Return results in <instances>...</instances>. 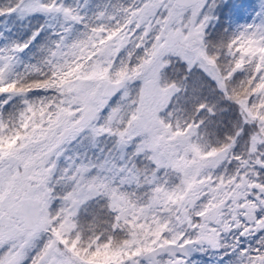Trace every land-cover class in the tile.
I'll return each instance as SVG.
<instances>
[{"label":"snow or ice","instance_id":"6c2138e0","mask_svg":"<svg viewBox=\"0 0 264 264\" xmlns=\"http://www.w3.org/2000/svg\"><path fill=\"white\" fill-rule=\"evenodd\" d=\"M0 264H264V0H0Z\"/></svg>","mask_w":264,"mask_h":264}]
</instances>
